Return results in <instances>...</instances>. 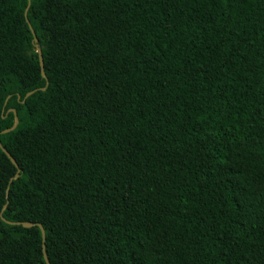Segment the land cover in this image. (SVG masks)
<instances>
[{"label":"trees","instance_id":"obj_1","mask_svg":"<svg viewBox=\"0 0 264 264\" xmlns=\"http://www.w3.org/2000/svg\"><path fill=\"white\" fill-rule=\"evenodd\" d=\"M27 4L0 0V264H264V0Z\"/></svg>","mask_w":264,"mask_h":264},{"label":"water","instance_id":"obj_2","mask_svg":"<svg viewBox=\"0 0 264 264\" xmlns=\"http://www.w3.org/2000/svg\"><path fill=\"white\" fill-rule=\"evenodd\" d=\"M29 1H30V0H28V4H27V6H26V8H25V15H26L27 7H28V5H29ZM26 20H27V18H26ZM29 26H30V24H29ZM32 32H33V30H32ZM36 51H37V53H38V57H39V62H40V67H41V74H42V76H44L43 64H42V56H41L40 48L37 47ZM44 88H45L44 86L41 87V89H44ZM34 90H35V89H32V90H30V91H27V92L25 93V96H24V97H26V96H28L29 94H31ZM12 111L14 112V109H12ZM16 122H17V117H15L14 124H13L11 127H9V128H5V129H3L2 131L5 132V131H8V130L12 129V128L14 127V125L16 124ZM0 148H1V149L7 154V156L11 159V161H12V162L14 163V165L17 167V171H18L19 168H18V166H17L15 160L11 157V155L8 153V151L2 146L1 142H0ZM17 175H18V173L16 172V173H15V174L9 179V182L11 181L12 178L17 177ZM7 193H8V186L6 187V190H5V195H6V196H7ZM5 205H6V203L3 205V208L5 207ZM0 215H1V212H0ZM1 218L4 219L2 215H1ZM6 221L9 222V223L21 224V225H23V226H31V225H33V222H31V221H11V220H6ZM37 225L40 227L41 236H42V240H43L44 237H45L44 229H43V227L41 226L40 223L37 222ZM42 247H44V244H43V243H42ZM43 256H44V260H45L46 264H50V263H49V260H48V258H47V256H46V254H45V252H43Z\"/></svg>","mask_w":264,"mask_h":264}]
</instances>
